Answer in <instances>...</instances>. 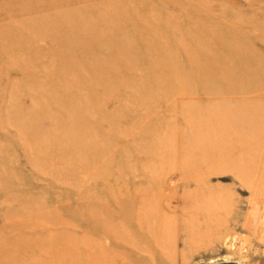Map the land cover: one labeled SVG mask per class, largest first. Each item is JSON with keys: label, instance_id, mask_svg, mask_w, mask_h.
I'll return each instance as SVG.
<instances>
[{"label": "rangeland", "instance_id": "rangeland-1", "mask_svg": "<svg viewBox=\"0 0 264 264\" xmlns=\"http://www.w3.org/2000/svg\"><path fill=\"white\" fill-rule=\"evenodd\" d=\"M0 264H264V0H0Z\"/></svg>", "mask_w": 264, "mask_h": 264}, {"label": "bare ground", "instance_id": "bare-ground-1", "mask_svg": "<svg viewBox=\"0 0 264 264\" xmlns=\"http://www.w3.org/2000/svg\"><path fill=\"white\" fill-rule=\"evenodd\" d=\"M52 1H54V0H52ZM49 3H50V1H49ZM126 195H129V194L127 193ZM131 207H132V204L130 201L124 202V201H122V199H118L116 197H110V199L108 201V205L106 207L107 217H106V221H105V224L103 225L102 229H106L108 226H110V229H113V226H115V225H122L124 223L129 224L133 219H135V221H137V224H136L137 226L141 225V223L144 222L143 218H142V216L145 215V214L144 215L142 214V211H144V209L140 208V210H138L137 212H132ZM144 220H145V218H144ZM94 229H95V232H93V233H95V234H98L99 230H102V229H100V223L98 221L97 222L94 221L93 230ZM106 230L107 231H104V234H108L105 232L110 233V231L108 229H106ZM111 231H113V230H111ZM138 231H139V227H137V229L135 230V232H136L135 235L138 234ZM113 244H114V242H113ZM98 260H99L98 255H95L94 256L95 263H97Z\"/></svg>", "mask_w": 264, "mask_h": 264}]
</instances>
